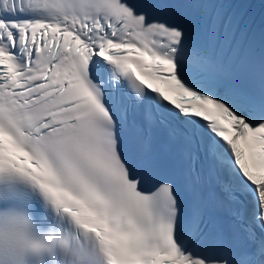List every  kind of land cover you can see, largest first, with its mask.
<instances>
[{
    "label": "snow or ice",
    "instance_id": "obj_1",
    "mask_svg": "<svg viewBox=\"0 0 264 264\" xmlns=\"http://www.w3.org/2000/svg\"><path fill=\"white\" fill-rule=\"evenodd\" d=\"M0 264H264V0H0Z\"/></svg>",
    "mask_w": 264,
    "mask_h": 264
}]
</instances>
